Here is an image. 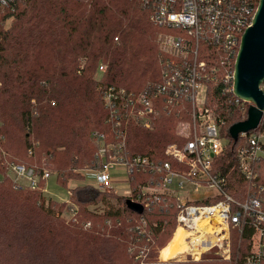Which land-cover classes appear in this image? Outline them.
Wrapping results in <instances>:
<instances>
[{"label":"trees","instance_id":"16d2710c","mask_svg":"<svg viewBox=\"0 0 264 264\" xmlns=\"http://www.w3.org/2000/svg\"><path fill=\"white\" fill-rule=\"evenodd\" d=\"M258 3L256 0L257 7ZM178 37L183 38V44L176 50L169 41ZM194 47V40L184 30L154 24L150 8L142 0H9L0 7L1 94L29 98L20 117L36 136L25 143V152L43 159L35 165L17 158L22 154L8 150L9 133L2 129L4 125L0 127L1 264H106L117 255L118 245L125 246L116 244L118 238L130 241L132 249L136 244H150L154 241L152 235L161 233L172 222L177 226L179 202L175 198L152 196L143 214H137L127 207L130 197L118 194L115 198L120 208L106 211L112 219L107 218L106 224L99 226L98 222L94 224L97 217L93 219L95 216L88 215L84 207L106 202L105 192L88 186L76 188L69 205L47 197L44 180L35 190L28 186L15 189L17 181L10 175V167L21 164L40 173L49 170L46 162L55 163L59 168L57 183L65 190L75 178H83L82 171L100 169L105 163L99 156L102 139L94 134L105 135L106 144L115 139L104 90L115 86L136 96H149L163 82L164 62L183 59ZM200 48L201 59L208 65L219 66L222 72L227 67L233 70L234 60L229 66L218 48L203 43ZM226 88L219 78L211 82L208 105L225 121L223 133L228 146L220 163L229 167L236 164V149L241 145L231 138L230 128L246 120L247 109L243 108L244 102L236 103ZM47 102L53 105L42 104ZM156 102L158 113L153 116L151 129L132 117L126 121L127 150L168 162L172 160L165 155L170 144L167 122L190 105H169L164 97ZM94 119L96 125L89 130L91 153L82 158L87 160L84 163L79 157L83 149L72 142L80 135L76 125ZM44 130L54 137L47 139ZM262 130L264 118L258 132ZM60 154H69L70 158L61 162ZM80 162L84 166L78 167ZM161 176L150 171L134 172L133 193ZM232 179L234 184H242L238 173ZM69 206L77 208L74 218L69 215ZM65 208L70 217L63 220L60 215ZM232 244L245 245L242 260L249 249L248 239L234 231Z\"/></svg>","mask_w":264,"mask_h":264},{"label":"built area","instance_id":"2783aa9c","mask_svg":"<svg viewBox=\"0 0 264 264\" xmlns=\"http://www.w3.org/2000/svg\"><path fill=\"white\" fill-rule=\"evenodd\" d=\"M142 1L150 8L154 24L184 30L194 40L195 47L191 55L186 54L183 59L164 62L163 82L155 86L149 96H136L115 86L104 90L108 122L115 139L106 144L105 135L94 134L102 139L99 156L105 163L100 169L82 171L83 178L72 181L66 189L67 198L60 200L70 205L74 190L84 186L113 191L111 186L119 180L113 167L126 170V181L130 185L136 171L162 174L160 179L140 185L135 194L131 188L130 199L145 206L152 196L175 198L179 202L177 228L186 230L187 244H192V251L193 244H203L201 249L218 246L229 252L236 231L249 241L241 264H264V131L258 132L264 116L257 129L240 134L236 164L228 167L220 163L228 146L223 133L225 121L208 105L209 85L218 78L227 85L225 92L232 93L236 103L244 102L234 94V71L242 37L258 8L256 0ZM8 3L9 0H0V7ZM202 43L222 51L229 66L234 60L233 70L227 67L222 72L219 66L208 65L201 59ZM169 44L179 50L183 38L170 40ZM100 69L105 70V67ZM162 97L169 105L189 104L192 108V124L183 128L180 137L165 150V155L172 160L168 162L131 154L124 132L130 117L151 129L153 116L158 113L156 100ZM249 107L247 105V117ZM237 173L242 184H234L232 178ZM10 175L17 181L14 187L17 190L23 186L35 190L40 180L47 184L52 177L49 170L37 173L21 164H13ZM44 192L48 193L46 186ZM180 195L201 198L182 202ZM68 210L74 218L77 208L69 206Z\"/></svg>","mask_w":264,"mask_h":264},{"label":"rangeland","instance_id":"374dc122","mask_svg":"<svg viewBox=\"0 0 264 264\" xmlns=\"http://www.w3.org/2000/svg\"><path fill=\"white\" fill-rule=\"evenodd\" d=\"M1 87L2 85L0 83V127L4 125L2 129L9 133V135L6 136L7 140L3 138L6 140V147L8 148V150H10L11 153H14L18 150L22 154V156L17 158L21 159L25 163L35 165L41 163L43 159L40 161V158L30 157L27 150L25 152V143L32 142V138L36 136L33 131H30L26 126H24L20 117L21 110L24 108L29 98L24 99V97L20 96V94H14L10 97L4 96L3 94H1ZM34 103L35 100L32 101V104ZM42 104L45 107L53 105L49 104L48 102ZM247 105L250 104L245 103L243 108L247 109ZM183 111L184 109L179 110L178 114L180 116L175 117V119L171 123L167 122L169 128L168 138L170 139L168 143L176 141L180 137L179 133L182 131V129L192 124L191 106L187 107V111H185L184 113ZM244 116L245 117L243 118V120L247 119V113ZM94 125H96V119L91 121H81L76 125V128L80 129V135L74 139L75 142L73 141L72 144L74 146L79 145L83 149V153L79 155V157H81L80 161L82 160V158H87L88 155L90 156L91 151L89 143V130ZM42 132L46 134L47 139H50L52 136L54 137V134L49 135L47 130H44ZM64 155L65 154H60L59 156L61 162L63 160L66 162L68 158H70L69 154L65 156ZM83 155H85L86 157H83ZM82 162L87 163V160L84 159L82 160ZM1 166L2 165L0 164V174L3 172ZM81 166H84V164H81L80 162L78 167ZM46 167L49 168L51 174H53L46 184V188L48 190V193L46 194L47 197L66 199V190L57 183V170L59 168H57V165L52 162H46ZM112 169L114 170V174L118 176L119 180H116L111 186V189L113 191H105L107 201L90 206L89 209L88 207H84L88 215L92 214L93 216H95L93 217V219L97 217L94 224L98 222L99 226L106 224L107 218L112 219L108 217L106 211L111 210L112 212H115L120 208L119 202L115 198L117 196L116 194L124 196L126 197V199L131 197L132 194L131 185L128 181H126V170L123 168L116 169L115 167H113ZM74 180L79 179L75 178ZM67 182H69V180H66V183ZM71 183L72 182H70V184ZM180 197L182 202L186 201L188 198L193 200L201 198L198 195H191L190 197L186 195H180ZM87 209L90 212H88ZM60 217L63 220H66L70 217L66 208L63 210ZM177 229L178 228L175 225V222H172V224L168 225L167 228L162 230L161 233L157 235L153 234L152 236H154V241H152L150 244H136L132 249V244H129L130 241L127 242L126 240L118 238L116 244H124L125 246L118 245L117 255L112 258L109 263L106 264H241V257L244 254L245 248V245L243 244H231V249L229 252H227L226 250H221L218 246H214L206 250L201 249L199 254H196L194 251H192V244H187V252L185 255H182L179 258L170 259L168 256V252L172 248ZM2 248L4 249V247Z\"/></svg>","mask_w":264,"mask_h":264},{"label":"water","instance_id":"95a60500","mask_svg":"<svg viewBox=\"0 0 264 264\" xmlns=\"http://www.w3.org/2000/svg\"><path fill=\"white\" fill-rule=\"evenodd\" d=\"M264 0H259L252 24L245 31L237 55L234 71V94L246 103H250L246 120L230 128L231 138L237 142L241 133L258 128L264 116ZM127 207L143 214L144 206L131 199Z\"/></svg>","mask_w":264,"mask_h":264},{"label":"bare ground","instance_id":"6f19581e","mask_svg":"<svg viewBox=\"0 0 264 264\" xmlns=\"http://www.w3.org/2000/svg\"><path fill=\"white\" fill-rule=\"evenodd\" d=\"M186 238H187L186 230L182 227H179L176 230L172 248L168 252V256L170 259L179 258L182 255L186 254L187 252ZM203 246H204L203 244H194L193 251H195L196 254H199L201 251V247Z\"/></svg>","mask_w":264,"mask_h":264}]
</instances>
